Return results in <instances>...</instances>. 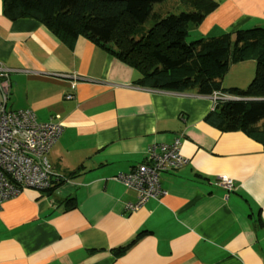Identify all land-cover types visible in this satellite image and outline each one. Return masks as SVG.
<instances>
[{
  "label": "crops",
  "instance_id": "0c3cea01",
  "mask_svg": "<svg viewBox=\"0 0 264 264\" xmlns=\"http://www.w3.org/2000/svg\"><path fill=\"white\" fill-rule=\"evenodd\" d=\"M254 27L264 28V0H220L192 36ZM0 67L7 110L62 126L48 161L70 177L49 196L27 189L3 203L0 264H264V148L206 120L212 95L139 86L133 68L85 37L11 20L3 0ZM176 138L189 164L160 176L163 195L128 211L138 194L114 178ZM220 177L235 191L217 186Z\"/></svg>",
  "mask_w": 264,
  "mask_h": 264
},
{
  "label": "trees",
  "instance_id": "16d2710c",
  "mask_svg": "<svg viewBox=\"0 0 264 264\" xmlns=\"http://www.w3.org/2000/svg\"><path fill=\"white\" fill-rule=\"evenodd\" d=\"M11 20L35 18L60 39L85 37L139 75L153 90L235 96L218 100L206 120L223 132L241 131L264 148V28L197 38L192 33L220 0H3ZM255 61L248 87L224 89L233 65ZM70 179L51 178L49 196ZM72 206H68L71 208Z\"/></svg>",
  "mask_w": 264,
  "mask_h": 264
},
{
  "label": "built area",
  "instance_id": "2783aa9c",
  "mask_svg": "<svg viewBox=\"0 0 264 264\" xmlns=\"http://www.w3.org/2000/svg\"><path fill=\"white\" fill-rule=\"evenodd\" d=\"M74 91L78 77L74 76ZM80 79V78H79ZM0 209L3 203L30 189L36 192L51 187V178L62 177L52 173L48 161L51 148L62 135L63 128L53 121L39 122L30 109L22 111L7 110L10 95L8 70L0 67ZM216 102L221 100L215 96ZM68 100L72 94L66 96ZM181 138L169 144L152 148L147 161L126 174L114 178L127 188L138 194L134 203L126 205L128 211H135L149 200L157 199L165 192L160 184V176L165 173L177 172L189 164V159L181 153ZM216 185L231 193L236 189L232 178L220 177Z\"/></svg>",
  "mask_w": 264,
  "mask_h": 264
},
{
  "label": "rangeland",
  "instance_id": "374dc122",
  "mask_svg": "<svg viewBox=\"0 0 264 264\" xmlns=\"http://www.w3.org/2000/svg\"><path fill=\"white\" fill-rule=\"evenodd\" d=\"M255 72H256L255 61H247L245 63H239L233 65L231 69L228 71V73L225 75L222 81V86L224 89L235 88V87L244 89L248 87V85L254 79ZM215 96L222 98L221 100L236 99L235 96H230L222 92H217Z\"/></svg>",
  "mask_w": 264,
  "mask_h": 264
}]
</instances>
